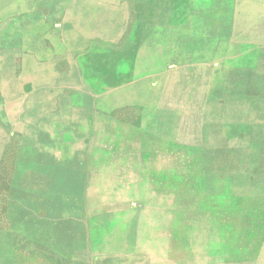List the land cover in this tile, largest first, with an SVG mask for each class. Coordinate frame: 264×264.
Instances as JSON below:
<instances>
[{"label":"rangeland","instance_id":"1","mask_svg":"<svg viewBox=\"0 0 264 264\" xmlns=\"http://www.w3.org/2000/svg\"><path fill=\"white\" fill-rule=\"evenodd\" d=\"M0 264H264V0H2Z\"/></svg>","mask_w":264,"mask_h":264},{"label":"crops","instance_id":"2","mask_svg":"<svg viewBox=\"0 0 264 264\" xmlns=\"http://www.w3.org/2000/svg\"><path fill=\"white\" fill-rule=\"evenodd\" d=\"M2 3H3V1H2V0H0V6L2 5ZM263 227H264V224H263Z\"/></svg>","mask_w":264,"mask_h":264}]
</instances>
